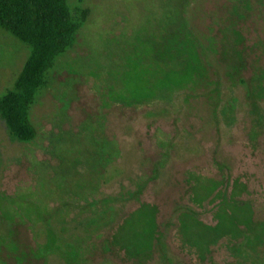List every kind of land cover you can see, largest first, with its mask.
<instances>
[{
	"label": "rangeland",
	"instance_id": "obj_1",
	"mask_svg": "<svg viewBox=\"0 0 264 264\" xmlns=\"http://www.w3.org/2000/svg\"><path fill=\"white\" fill-rule=\"evenodd\" d=\"M69 7L35 139L0 118V264H264V0ZM29 51L0 29V97Z\"/></svg>",
	"mask_w": 264,
	"mask_h": 264
},
{
	"label": "trees",
	"instance_id": "obj_2",
	"mask_svg": "<svg viewBox=\"0 0 264 264\" xmlns=\"http://www.w3.org/2000/svg\"><path fill=\"white\" fill-rule=\"evenodd\" d=\"M86 17V11H81L75 17L70 10L69 0H0V29L30 50L13 89L0 97V118L13 140L29 143L35 139L30 109L38 93L46 87L48 73L56 60L72 48ZM114 244L119 248L117 242ZM148 247L151 249L150 243ZM84 249L88 253V249ZM23 252H17L19 261L15 264L27 262ZM36 252L33 257L42 258ZM77 255L80 257V254Z\"/></svg>",
	"mask_w": 264,
	"mask_h": 264
}]
</instances>
